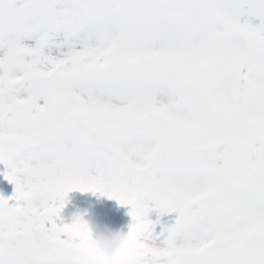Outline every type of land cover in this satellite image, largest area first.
Listing matches in <instances>:
<instances>
[{
    "label": "snow or ice",
    "instance_id": "obj_1",
    "mask_svg": "<svg viewBox=\"0 0 264 264\" xmlns=\"http://www.w3.org/2000/svg\"><path fill=\"white\" fill-rule=\"evenodd\" d=\"M0 164V264H264V0H0ZM73 189L130 207L111 259Z\"/></svg>",
    "mask_w": 264,
    "mask_h": 264
},
{
    "label": "rangeland",
    "instance_id": "obj_2",
    "mask_svg": "<svg viewBox=\"0 0 264 264\" xmlns=\"http://www.w3.org/2000/svg\"><path fill=\"white\" fill-rule=\"evenodd\" d=\"M37 103H43L38 100ZM5 170V165L0 164V173ZM14 185L0 174V196L4 197L5 193L12 194ZM5 198V197H4ZM14 201L9 200V203ZM147 219L156 222L154 224V231H160L162 227H167L175 217V213H161L154 206V202L148 201ZM128 209L129 206L118 203L115 199H110L100 192L84 191L81 192L73 189L67 192L65 196V204L59 211L57 223H70V217L73 213L84 212L87 210L86 219H91L96 222L107 223L113 228L119 229L127 233L128 224ZM123 215V216H122ZM132 223L131 221L129 222Z\"/></svg>",
    "mask_w": 264,
    "mask_h": 264
},
{
    "label": "clouds",
    "instance_id": "obj_3",
    "mask_svg": "<svg viewBox=\"0 0 264 264\" xmlns=\"http://www.w3.org/2000/svg\"><path fill=\"white\" fill-rule=\"evenodd\" d=\"M11 212L10 204L5 200H0V216L7 217ZM86 215L87 210L73 213L69 224L77 225L81 231L88 233L87 244L96 256L111 259L121 250L126 241L127 233L113 228L107 223L86 219Z\"/></svg>",
    "mask_w": 264,
    "mask_h": 264
},
{
    "label": "water",
    "instance_id": "obj_4",
    "mask_svg": "<svg viewBox=\"0 0 264 264\" xmlns=\"http://www.w3.org/2000/svg\"><path fill=\"white\" fill-rule=\"evenodd\" d=\"M243 21V17L241 18V22ZM250 23H252V24H257V23H259V21L258 20H256V19H250Z\"/></svg>",
    "mask_w": 264,
    "mask_h": 264
}]
</instances>
